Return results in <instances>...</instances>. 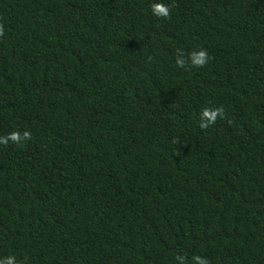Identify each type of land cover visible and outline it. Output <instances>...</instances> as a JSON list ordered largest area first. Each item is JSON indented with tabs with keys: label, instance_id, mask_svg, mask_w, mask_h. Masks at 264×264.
Segmentation results:
<instances>
[{
	"label": "trees",
	"instance_id": "16d2710c",
	"mask_svg": "<svg viewBox=\"0 0 264 264\" xmlns=\"http://www.w3.org/2000/svg\"><path fill=\"white\" fill-rule=\"evenodd\" d=\"M7 256L264 264V0H0Z\"/></svg>",
	"mask_w": 264,
	"mask_h": 264
},
{
	"label": "clouds",
	"instance_id": "9594fccd",
	"mask_svg": "<svg viewBox=\"0 0 264 264\" xmlns=\"http://www.w3.org/2000/svg\"><path fill=\"white\" fill-rule=\"evenodd\" d=\"M154 14L157 16L160 15H167V9L163 8V7H158V6H154L153 8ZM190 62L192 64V66L194 67H203L205 65V63L207 62V54L204 50H199L197 52H194L191 54L190 56ZM175 63L177 65V67H183L185 65V60L183 59L182 54L178 55L176 57ZM220 109H216L214 111H209L207 109H205L202 112V122L200 123V127L201 128H205L207 127V124L203 122V120H207L208 123H211L216 114L218 112H220ZM29 133L25 132L23 134V139H28L29 138ZM11 140L13 142H17L19 143L21 138L18 137L17 135L13 134L11 136ZM177 261H179V264H184V257L183 256H177L176 257ZM193 260L195 261V264H207V261L202 259L201 257H193ZM0 264H16V260L14 256H7V257H0Z\"/></svg>",
	"mask_w": 264,
	"mask_h": 264
}]
</instances>
